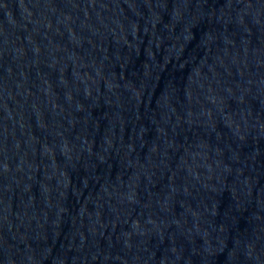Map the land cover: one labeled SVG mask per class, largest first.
Masks as SVG:
<instances>
[{
	"label": "water",
	"instance_id": "water-1",
	"mask_svg": "<svg viewBox=\"0 0 264 264\" xmlns=\"http://www.w3.org/2000/svg\"><path fill=\"white\" fill-rule=\"evenodd\" d=\"M121 0H0V264H113Z\"/></svg>",
	"mask_w": 264,
	"mask_h": 264
}]
</instances>
